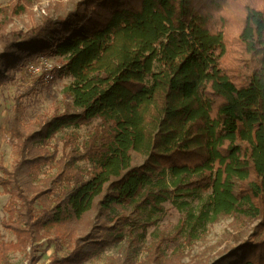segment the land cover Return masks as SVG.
<instances>
[{
	"label": "trees",
	"instance_id": "16d2710c",
	"mask_svg": "<svg viewBox=\"0 0 264 264\" xmlns=\"http://www.w3.org/2000/svg\"><path fill=\"white\" fill-rule=\"evenodd\" d=\"M46 55L63 60L68 101L30 129L12 117L19 156L11 172L0 166V185L16 240L0 239V264L22 247L31 255L37 239L58 248L94 212L85 236L47 263L66 264L122 241L162 203L206 191L192 223L241 215L263 228L209 264H264V0H76L26 30L0 26V86ZM91 124L84 137L65 134L58 159L50 151L60 132ZM47 164L56 171L41 194L52 199L36 209L28 185Z\"/></svg>",
	"mask_w": 264,
	"mask_h": 264
},
{
	"label": "rangeland",
	"instance_id": "374dc122",
	"mask_svg": "<svg viewBox=\"0 0 264 264\" xmlns=\"http://www.w3.org/2000/svg\"><path fill=\"white\" fill-rule=\"evenodd\" d=\"M74 1L76 0H0V26L5 32L26 30L47 16L54 17L64 13ZM43 57L51 65V71L42 67L38 74H32L20 69L14 72L15 78L12 81L0 86V166L8 172L13 170L19 156L16 138L9 129L10 123L15 122L12 117L22 114L21 127L30 129L44 116L61 111L68 101L64 95V87L71 79L69 76H58L55 71L63 63L62 58L55 55ZM47 73L51 77L46 78ZM32 84L35 89L28 91L27 88ZM93 124L70 127L60 132L49 145V148L57 147V159L63 152L65 134L76 132L79 137H84ZM55 171L53 164L43 166L42 173L28 185V196L37 194L34 208L50 205L52 196L47 192L41 194V191L46 190V182ZM210 192L180 199L187 200L188 205L166 201L162 203L163 211L155 215L154 220L144 226L129 224L130 233L122 241L89 252V255L71 258L66 264H209L227 248L263 230L258 227L260 218H245L241 215H223L212 222L195 220L192 223ZM8 198L9 194L0 185V239L15 241V234L2 225L8 215L5 209ZM93 216L94 212H90L79 222L70 225L64 238L57 239L60 240L57 242L58 248L56 242L48 244L45 238H41L32 242L35 247L31 255L28 246L10 252L12 264H47L55 255L59 258L66 256L76 245V239L88 232ZM188 232L191 233V238Z\"/></svg>",
	"mask_w": 264,
	"mask_h": 264
},
{
	"label": "built area",
	"instance_id": "2783aa9c",
	"mask_svg": "<svg viewBox=\"0 0 264 264\" xmlns=\"http://www.w3.org/2000/svg\"><path fill=\"white\" fill-rule=\"evenodd\" d=\"M42 67L46 71H51L52 69L51 65L47 63V60L43 56H38L34 60L27 61L22 69L32 74H38ZM45 77L49 78L51 75L47 73Z\"/></svg>",
	"mask_w": 264,
	"mask_h": 264
}]
</instances>
